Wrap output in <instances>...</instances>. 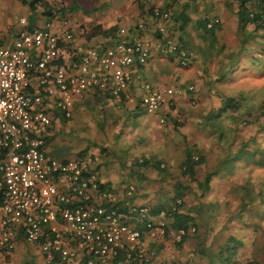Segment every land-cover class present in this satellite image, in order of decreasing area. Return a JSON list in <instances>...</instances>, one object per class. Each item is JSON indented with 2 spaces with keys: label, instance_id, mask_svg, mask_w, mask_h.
<instances>
[{
  "label": "crops",
  "instance_id": "1",
  "mask_svg": "<svg viewBox=\"0 0 264 264\" xmlns=\"http://www.w3.org/2000/svg\"><path fill=\"white\" fill-rule=\"evenodd\" d=\"M168 2L171 1H114L111 16L96 26L104 30L116 25V33L124 27L133 34L143 21L147 24L145 34L156 39L151 5L166 8ZM67 6L64 16L49 21L40 6L31 11L19 0H0V40L8 44L18 36L22 24L11 20L15 12L29 27L66 29L62 20L67 19L74 40L76 37V43L85 47L109 46L122 38L118 34L90 36L92 29L87 24L82 31L70 18L74 4ZM237 8V1L233 0L172 1L175 36L182 39L184 49L193 52V60L189 66L181 67L174 55H163L155 41L141 70L157 87L183 89L172 105L155 114L147 113L139 103L138 84L132 83L127 100L117 102L109 94L93 89L75 102L70 119L59 113L54 116L46 151L62 160L90 153L82 146L72 158H59L51 146H55L54 138L61 129L76 135L85 126L90 135L99 134L95 142L105 141L106 134H124L126 124L139 130L131 141L129 135L125 138V152L120 154L123 169L119 173L121 179H117L120 183L111 181L115 179L111 171L117 161L110 155L108 144L107 149L101 147L106 156L90 154L104 184L117 188L129 183L136 186L135 203L153 208L167 206L181 182L183 211L194 218L195 232L188 234L180 247L173 241V232L160 243L146 241L147 247L155 251L151 264H224L231 253L229 264L241 260L264 264V29L255 31L248 26L239 33ZM183 17H187L185 23ZM215 17L220 22L212 37L204 25L207 21L208 28L207 23ZM249 57L255 59L253 64ZM258 67L262 72H254ZM247 69L254 73L248 76ZM189 85L194 86L193 91L187 90ZM227 98L233 99L234 109L223 108ZM81 117L85 123H79ZM92 117L101 120L98 129L87 120ZM160 117H165V123L160 124ZM260 137L262 140L258 141ZM187 151L199 159L192 179L181 175L180 170ZM144 160L159 161L163 170H156L150 163L142 164ZM126 178L128 181L123 182Z\"/></svg>",
  "mask_w": 264,
  "mask_h": 264
},
{
  "label": "built area",
  "instance_id": "2",
  "mask_svg": "<svg viewBox=\"0 0 264 264\" xmlns=\"http://www.w3.org/2000/svg\"><path fill=\"white\" fill-rule=\"evenodd\" d=\"M151 16L154 33L160 34L156 39L145 34L142 21L137 33L120 28L122 38L110 46L85 47L75 42L67 19L62 20L66 29L59 30L29 27L21 18L18 36L8 44L0 40V252L10 254L20 241L41 242L46 264L82 257L86 264L152 263L155 251L146 241L167 238L165 212L154 214L135 203L133 183L121 188L104 184L92 155L62 160L46 151L55 114L70 119L75 102L89 90L121 102L136 83L140 106L150 114L172 105L183 92L181 87H157L142 75L156 43L181 67L194 57L169 37V9L155 6ZM219 22L212 18L207 27ZM159 122L165 123V117ZM194 232L193 226L180 228L173 241Z\"/></svg>",
  "mask_w": 264,
  "mask_h": 264
},
{
  "label": "rangeland",
  "instance_id": "3",
  "mask_svg": "<svg viewBox=\"0 0 264 264\" xmlns=\"http://www.w3.org/2000/svg\"><path fill=\"white\" fill-rule=\"evenodd\" d=\"M114 1H122V0H65V1H54L50 0L47 1L49 6L52 7L53 10L56 9H62L66 10L69 9L67 6L68 4H74V11L73 14L70 15V18L73 19L77 24H79V28L82 31L84 30V24L88 25L89 29H92L93 26L95 27L97 24H103V19H108V17L111 16L114 8ZM177 1V0H174ZM222 1V0H221ZM227 1V0H224ZM31 9V8H30ZM42 10V8H40ZM32 11V9H31ZM66 12V11H65ZM30 14V13H28ZM28 16V15H27ZM26 16V17H27ZM82 19V20H80ZM11 20L15 23L19 24L20 17L19 12H15L12 14ZM78 31V32H82ZM82 35V34H81ZM82 38V37H81ZM75 37V42H76ZM259 69V67H258ZM254 70V72H262V70ZM249 74L250 72H253L251 69L246 70ZM253 72V73H254ZM249 78V77H247ZM264 104V103H263ZM86 120V119H85ZM87 120H90L93 122V126H95V129H98V125L100 124L101 120L97 118H89ZM85 123L83 118H79V123ZM75 123L73 122V127ZM262 127L264 128V123L262 124ZM67 128H69L67 126ZM78 132L76 135L71 134V131L68 129H61L58 131L57 136L54 138V144L55 146H51V148L55 149L54 153L59 156V158H72L75 154V150L79 147L85 148L87 147V150L90 154H94L96 156L98 155H105L103 152L101 153V147L107 149L109 145V152H111V156H115L113 159H115L117 162H115L114 168L112 169V173L115 174V179H111L112 183H115L118 178H120V171H122V159H120V154L123 155L125 152L126 142L125 138L127 135H129L128 141H131L135 135L139 133V130L135 126L131 125H125V133L122 134V132H119L117 135L111 134V135H105L106 140L101 142H95L94 140L97 139L99 134L97 135V132L94 135H90L88 131H86V127L84 126L83 129ZM66 133V135H65ZM262 138L260 137L258 141H261ZM254 138V142H255ZM118 150L120 153H118ZM132 153V156L136 155V152L130 151L129 154ZM128 154V155H129ZM58 158V157H57ZM134 158V157H133ZM123 178V177H122ZM121 179V178H120ZM125 180L123 182L128 181V179H122ZM119 181V180H117ZM121 181H119L120 183ZM172 193L169 192L168 196H171ZM0 264H46V260L44 258V255H42L40 246L35 243H27V242H18L15 245L14 250L10 253L9 257L6 258L3 253L0 252Z\"/></svg>",
  "mask_w": 264,
  "mask_h": 264
},
{
  "label": "trees",
  "instance_id": "4",
  "mask_svg": "<svg viewBox=\"0 0 264 264\" xmlns=\"http://www.w3.org/2000/svg\"><path fill=\"white\" fill-rule=\"evenodd\" d=\"M19 1H21L23 4H27L32 10H34L37 6H40L42 8V14H44L47 17V20H49V21L54 19L56 16L57 17H60L62 15L64 16V14L66 13L65 10H62V9L53 10L52 7L49 6V4L47 3V0H19ZM167 1H171V2H168V4L166 5V8L169 9V11H170V21L167 25L168 35H169V37L174 38L182 46V44H183L182 39L180 37L175 36L176 33L173 32L176 29L174 27V25L172 24L173 21L175 23V20H174L172 11H171V3L174 0H167ZM233 1H237V4H238V8H237V29H238L239 33H244V31L246 30V28L248 26H253L255 31L259 30V29H264V0H233ZM153 7H155V6L151 5V8H153ZM186 18L187 17H183V23H185L187 21ZM170 22H171V24H170ZM206 22L204 25V29L207 32H209V34L212 35V37H213L214 31L216 30L217 25H215L211 29H208V28H206ZM177 29L180 30L178 27H177ZM116 31H117L116 25L111 26V27L104 29V30L100 29V27H98V26H95L92 28V31H90V36H92L94 34H98V35H102L104 37L109 36V35H111L112 37H115V35H117V34L119 35V33H116ZM157 36L160 37V34H158ZM244 42H245V40H244ZM100 45L107 46L104 44H99L96 46H100ZM67 50L69 51L70 49L67 48ZM248 60L250 61L251 64H253V61L255 59L253 57H249ZM223 108L224 109L225 108L234 109L235 103L233 102V99L227 98L226 101L224 102ZM48 140H49V137H47V139H46V145L48 143ZM85 152H86V150L83 153H85ZM148 163H150V165L153 166L156 170H163V168H160V167H164V165L163 164L160 165L159 161L149 162V161L144 160L142 162V164H148ZM198 163H199V159H194L192 157V154L189 151H187L185 160L183 161V163L180 167L181 175H187L188 177H190L192 179L195 166ZM178 183H179L178 184L179 187H177V191L175 192V195L170 198V203L166 204L167 206H161L160 208L159 207L153 208V207L149 206L152 209V213H154V214H158L161 211L165 212V218L167 221L166 230H167L168 235L171 234L172 232L174 233L175 231H177L180 228H184V229L188 230L192 226L195 227L194 226L195 225L194 218L191 215H189L188 213L183 211V208H184L183 192H182V190H180L181 189L180 188L181 182H178ZM177 200H180L181 202L177 203ZM168 235H167V237H168ZM187 235L184 236L183 239L185 237H187ZM183 239H182V241H183ZM182 241L176 243L175 245L180 247ZM35 244H38L40 246L41 242H36ZM1 253H3L6 258H8L10 255V254H6L4 252H1ZM231 255H233V253H231ZM231 255H228V257L223 261L224 264L230 263L229 257ZM85 260H86V258L82 257L78 260H75V261L69 263V264H86ZM250 263L251 262H249V261L247 262V264H250ZM237 264H246V263L241 260V261H238Z\"/></svg>",
  "mask_w": 264,
  "mask_h": 264
}]
</instances>
